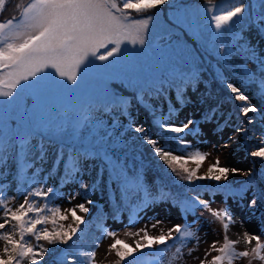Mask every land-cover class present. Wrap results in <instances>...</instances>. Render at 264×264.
I'll return each instance as SVG.
<instances>
[{
  "label": "snow or ice",
  "instance_id": "6c2138e0",
  "mask_svg": "<svg viewBox=\"0 0 264 264\" xmlns=\"http://www.w3.org/2000/svg\"><path fill=\"white\" fill-rule=\"evenodd\" d=\"M209 4L212 0H207ZM264 7V0H259ZM169 5L172 11L170 18L177 28H183L189 38L198 48L215 58L220 64H224L230 72L240 79L255 87L264 94V54H258L250 43L241 42V34L235 33L230 37V45L224 43V33L220 30L228 26L231 33L232 22L235 17L243 18L245 6L239 3L228 11L217 10L208 20L209 26L214 23L215 31L211 27L205 28L200 19V10L191 9L180 0H31L17 19L13 17L7 22H0V164H6L10 159L9 153L17 152V162L24 161L25 168H34L37 161L47 162L46 149L43 143L37 145L40 155L37 161H31L29 150L31 141L37 134L59 137L65 130L54 122L61 116H67L70 111L77 110L82 105L89 106L103 113L114 116L111 124H107L102 118L94 117L89 111L79 121L80 127L95 124L97 130H105L107 135L101 137L107 141L112 139L111 148L119 150L127 146L124 139L128 132L140 135L144 143L151 147L164 165L182 180L189 184L196 181H214L215 184L210 195L223 194L224 201L232 198L233 202H242L245 193L251 191L253 195L247 201V208L255 210L264 205V171L254 173L250 168L247 171L240 168L220 167L219 160L210 166L206 175H198L206 154L200 151L190 152L191 142L185 136L203 138L205 130H215L222 133L230 126L231 117H226L223 123L220 118L221 104L217 103L203 112L198 118H188L186 122L176 124L173 121L176 113L190 102L187 89L196 91L200 84L198 69L193 71L186 68L189 49L186 42L176 41L170 43L167 48L160 45V39H170L172 31L168 30L164 36L153 37L149 44H145V33L153 16L147 19L134 18L130 13L141 14L160 5ZM5 9V0H0V10ZM203 17L207 19V13L211 9H203ZM252 23L259 35L264 38V14L252 19ZM159 27V21L156 22ZM111 45V47H109ZM122 45L124 46L122 48ZM132 45V47H128ZM139 45L140 47H136ZM104 50V51H102ZM192 51H195L193 49ZM99 61L100 63H97ZM250 65L253 66L250 68ZM213 81L221 90L230 94V98L242 102L240 115L249 117V113H258L260 110L249 102L244 92L234 84L224 73L216 72ZM118 85V87H112ZM207 87L210 88V85ZM129 89L138 104L148 110L153 120V126L166 135L165 143L152 138L143 125L134 123L129 111L130 98L125 94ZM164 96L169 103L167 112L158 106H151L152 98ZM211 96V92L207 93ZM175 99L178 107L171 101ZM204 99H201V103ZM121 116L128 119L127 124L120 120ZM201 120L203 123L198 124ZM251 124V118L246 120ZM214 125V129L209 128ZM119 129V132L117 130ZM247 131L244 127H237L236 132ZM132 138H129L131 140ZM173 141L177 145L174 154L168 145ZM203 142V141H202ZM264 145V139L260 141ZM216 147V145H213ZM221 147H227L226 144ZM65 159L63 146L57 151L52 162V168L42 178L37 174L43 171L35 168L31 176L25 177L30 185L25 194L24 202L15 209L8 207L0 200L3 222H0V230L11 228L0 234L3 247L0 249V264H39L44 258L48 248L39 242L45 241L49 245H68L73 236L80 230V225L85 224L80 213L87 215L90 211L86 205L93 203L88 197L89 192H94L101 183L110 187L115 183L116 189L121 195L127 194L129 186L135 184L140 194L139 203L131 205L133 215L139 219V212L146 211L157 201L143 186V173L135 170L133 175L126 166L123 158H117L105 147L98 150L95 146L81 149L73 153L70 148ZM253 158L264 161V146L250 152ZM99 160L96 180L91 184L84 181V160ZM192 162L195 169L187 165ZM61 164L63 170L61 171ZM92 165H89L91 168ZM108 174V181L104 180V173ZM232 176L243 175L245 179L238 187H234L230 180ZM59 176V188L53 187L47 191L40 190L41 185L46 187V181L53 176ZM67 184L78 185V190L63 193L60 189ZM203 191L204 185L199 186ZM85 197L83 203H79L67 210V214H61L58 207H50L45 204L38 207L35 203H29L28 195L43 198L47 201L50 196L62 195L71 202L81 194ZM114 190V191H115ZM195 190L186 188L183 193L169 198L174 200L184 213L195 216L197 208L206 209L213 217L223 223L225 233L229 225L235 223V217L228 208L214 211L210 202L201 198V193H193ZM146 193V194H145ZM123 209L118 206L114 212L116 219ZM50 213V215L44 213ZM31 214V215H30ZM71 215L75 227L69 225L67 229L61 224L51 231L47 227L38 229L39 225H57L58 220H66ZM195 217L191 225L182 228L180 224L172 227L167 234L150 236L146 228L141 229L143 236L136 241V249H132L122 240L116 239L110 245V250L115 251L119 258L118 264L127 257L133 256L134 251L150 249L153 245H164L168 240L183 239L193 235L192 227L199 222ZM132 221L130 220L129 223ZM161 223L157 221L156 224ZM211 223V222H209ZM153 224V227H156ZM102 227V225H99ZM140 232L129 235L140 236ZM173 233L178 234L173 236ZM107 235L115 236L114 232ZM33 237L36 244L26 240ZM245 244L255 246L250 251L235 250L236 240L224 236L221 247H216L217 241H213L211 249L218 255L214 256L207 264H234L237 258L255 259L264 264V240L259 235L248 232L243 234ZM199 243V237H197ZM99 247V243L96 244ZM179 251V249H177ZM65 252L68 249H64ZM95 251L92 256L95 257ZM207 255V253H206ZM72 259H75L74 257ZM141 257L135 261L129 260L128 264H139ZM205 264V261H201Z\"/></svg>",
  "mask_w": 264,
  "mask_h": 264
},
{
  "label": "trees",
  "instance_id": "16d2710c",
  "mask_svg": "<svg viewBox=\"0 0 264 264\" xmlns=\"http://www.w3.org/2000/svg\"><path fill=\"white\" fill-rule=\"evenodd\" d=\"M17 1V0H16ZM30 1V0H29ZM17 2H12L8 0L4 10H1L0 13V22H7V20L12 19V12L8 10L12 6H16ZM181 3L187 5L191 9L200 10L203 14V9H211L207 13V20L210 17L219 11H228L233 7L238 6L239 3H243L245 6V13L243 14V20L245 23L241 30L242 43H250L255 47V50L258 54H264V38L259 35L256 31L255 26L252 23V19L256 16H259L264 13H258L259 0H212V3L209 4L207 0H180ZM10 5L8 8L7 6ZM261 6V5H260ZM23 8V7H22ZM155 10V11H154ZM172 9L169 5H160L157 8L149 9L146 13H141L136 18L147 19L148 16H153V20L149 24H152L155 20H158L162 24L163 33L161 36L167 34L168 30L172 31L170 39H160L159 43L162 47L167 48V46L172 43L175 39V36H180L182 42H186L189 55L186 68L189 70L199 71L200 84L196 86L197 90L193 91L191 88L187 89V95L190 102L185 105L178 113L173 121L176 124L186 122L188 118H198L203 112L211 107H214L217 103L221 104L220 111L223 113V116L220 118V123H223L224 118L231 117L230 126L226 127L222 133H217V131L212 130L211 134L218 135L220 137H232L236 132L237 127H244L247 131L242 132L244 134L245 146L249 151L255 150L258 147L264 146L260 143L252 142V137L258 135L261 139H264V94H262L253 84H249L244 79L238 78L236 74L230 72L224 64H220L215 60L214 57L208 55L203 51L202 48H198L196 44L189 38L187 33L183 28H177L173 23L172 19L169 16V13ZM21 15V8L17 15V19ZM176 29V30H175ZM195 49V51H192ZM223 72L234 84L241 88L245 95L248 96L249 102L256 106L260 111L258 113H249V117H242L240 115L241 103L230 98V94L226 91L221 90L219 85L213 81V76L216 72ZM210 85V88L207 87ZM112 87H118V85H112ZM211 92V96L208 97L207 93ZM130 98L129 111L131 112L134 123L137 125H143L147 133L151 135L152 138L158 139L161 144L165 143L166 135L157 130L153 126V120L149 115L148 110L145 107H142L136 102L133 97L131 89L125 93ZM201 99H204V102L201 103ZM173 105L179 106L175 99L171 101ZM151 106H158L165 113L167 112L168 107L170 106L164 96L159 98H152L150 100ZM91 111L92 115L97 118H102L107 124H111L114 116H110L108 113H103L95 109H90L89 106L83 105L76 111H70L67 116H62L63 121L56 122V125L62 126L65 130L60 134L59 137L52 135H43L37 134L35 138L31 141V147L29 150V158L31 161H37V157L40 155V149L37 145L43 143L44 149H46L47 162L37 161L34 168H25L24 161L20 160L17 162V152L15 150L9 153L10 159H8L6 164H0V200H3L6 204L14 201L17 197H24L27 191L29 190L30 185L25 181V177L33 175L35 168L43 167V171L37 174L38 178H42L47 172L52 168V162L56 157L57 151L63 146L65 159L68 156V150L71 148L73 153H78L81 149H88L93 146L97 148L100 147L107 148L112 152L118 159L123 158L126 166L130 172L134 175L136 169H140L143 173V186L151 193L153 198L157 201L156 203H170L173 206H177L174 203V200L169 198V194L173 196L177 193H183L184 189L190 188L195 191L191 194L201 193V198H213L210 193L213 192V188L209 187L212 185V181L203 180L196 181L195 184H189L186 180L180 179L176 173H173L163 162L155 156L153 150L150 146L146 145L144 141L140 138V135L135 132H128L124 137L125 140L129 141L127 146L119 150L111 148L112 139L107 141L102 140L101 137L107 135V132L103 129L97 130L95 124H88L84 127H80L79 121L83 118L84 115H87ZM191 114L189 115V112ZM198 114V115H197ZM251 118L253 123L248 124L246 120ZM120 120L123 124H127L129 121L125 116H121ZM198 124L203 123L201 120L197 121ZM209 128L214 129V125H209ZM119 132V129L117 130ZM209 132L205 130L204 135ZM203 135V136H204ZM129 138H132L129 140ZM185 139L191 142L197 141L200 137H193L191 135L185 136ZM168 145L170 150L174 154L183 155V152H177V145L173 141H169ZM191 152V150L189 149ZM194 153V152H193ZM259 160L264 166V161L260 158H255ZM101 162L97 160H84L83 166L85 169V175L83 179L85 182L91 184L96 180L98 166ZM192 163V162H191ZM191 163L187 165L191 167ZM194 164V163H192ZM89 165H92L89 168ZM63 170V164H61V171ZM264 171L258 170L257 173ZM153 175V178L151 177ZM104 180L108 181L107 172L104 173ZM59 176L50 177L46 181V187L41 185H36L32 187V190H35V187H40V190L47 191L50 188L56 187L59 188ZM200 185L205 186V190L200 189ZM116 185L112 183L110 187L106 186L105 183H101L99 187L94 192H89L88 197L94 196L97 200L95 203L98 208L95 212L89 211L88 216H83L85 224L80 225V230L77 232L73 239L69 241L68 245L55 244L49 245L45 241L39 242L44 247L48 248L49 251L44 254V258L40 260L39 264H95L92 252L95 251L98 247L96 244L99 243V246L103 239L105 238L107 232V221H114L113 219L115 210L121 207L123 210L120 212V215L117 217L131 216L133 214L131 205L139 203L140 194L136 190L135 184L129 186V191L125 195H121L119 190H115ZM78 190V185L76 184H67L60 189L63 193L74 192ZM115 190V191H114ZM81 194L79 196L85 197L83 190H80ZM251 196L253 193L250 191ZM146 194V193H145ZM221 195L224 198L223 194ZM30 196V197H29ZM65 198L62 195L50 196L47 201L43 198H36L31 195H28L29 203H35L38 207H43L47 204L50 207H58L61 199ZM229 201V198L226 202ZM155 203V204H156ZM178 207V206H177ZM60 209V208H59ZM61 212V210H60ZM50 215V213H44ZM61 214H66L61 212ZM31 215V214H30ZM78 215V214H77ZM82 216V215H80ZM116 218V219H117ZM3 222V218H0ZM66 220H58L57 225H52L51 223L47 225H39L38 229H43L45 227L48 230H52L54 227L63 225L65 229L69 225L75 227L73 220L65 222ZM99 225H102L100 227ZM11 228H6L0 230V234L3 231H10ZM26 240L36 244V241L33 237H26ZM0 249L3 247V242ZM133 249V247H131ZM64 249H68L67 252ZM153 248L144 249L143 252L140 250L134 251L133 256L127 257L124 261L119 262V264H128L129 260L135 261L136 257H141L139 264H148L158 256V253ZM96 255V254H95ZM75 259H72V258Z\"/></svg>",
  "mask_w": 264,
  "mask_h": 264
},
{
  "label": "rangeland",
  "instance_id": "374dc122",
  "mask_svg": "<svg viewBox=\"0 0 264 264\" xmlns=\"http://www.w3.org/2000/svg\"><path fill=\"white\" fill-rule=\"evenodd\" d=\"M13 1L17 2L18 0H12V2ZM29 3H31V0H19L17 7L12 6V11L11 8H8L10 5H8L7 8L10 12H12L11 15L15 17L19 8H21L22 13L23 8ZM257 3L259 4L257 12L264 13V7L260 6L259 2ZM7 4L8 0H5V7ZM130 15L136 18L140 14L130 13ZM200 19L205 28L211 27V30L215 31L214 23L209 26L208 20L203 17L201 12ZM157 21L158 20H155L152 24H149L148 31L145 33L146 45L150 43L153 34L159 37L163 33V28L161 27L162 24L159 22L160 26L157 27ZM244 23L245 22L241 20V17L238 16L235 17L232 22L231 33L227 31L228 26H224L220 30L224 33L223 39L226 45H230V37L232 35H235L237 32L241 34ZM176 41H181L180 36H175L172 43H175ZM109 47H111V45ZM123 47L124 46L122 45V48ZM128 47H132V45H128ZM136 47L138 48L140 46L137 45ZM97 63L100 62L97 61ZM251 67L253 66L250 65V68ZM191 112L192 111L189 112V115ZM63 120L64 118L61 116L56 119V122ZM211 132L212 131L207 132L203 136L202 140L201 138L197 141L194 140L190 147L191 152L200 151L201 153L206 154V159L202 162L197 173L198 175H206L208 168L215 164L217 160H219L220 167H227L229 169L240 168L247 171L251 168L254 173H257L258 170H263L264 166L262 163L250 156L251 151H249V149L245 146L244 134L235 133L232 137H220L218 135L211 134ZM251 140L252 142L260 143L261 137L254 135ZM224 144H226L227 147H221V145ZM213 145H216V147H213ZM191 165V167L196 168L195 164L191 163ZM229 175L234 187H238L245 179H247L243 175L232 176L231 173ZM151 177L153 178V175H151ZM214 184L215 182L212 181V185ZM250 197L251 193L249 191L248 193H245L244 200L242 202H233L232 198L229 197V201L225 203L223 202V197L221 195H215L214 199L205 198V200L210 202V207L214 211H221L228 208L235 217L236 221L242 219L240 217H244V219L248 220L251 225V230H248L247 232L253 235H259L261 239L264 240V205L254 211L249 210L247 208V201ZM91 199L93 203L86 206L89 207L90 211L95 212L98 208L95 203L97 199L94 196H92ZM84 201L85 198L83 196H77L71 202H68L66 198H63L57 202V204L59 205L61 212L67 214L68 209H71ZM77 214L82 215V217L88 216V214L85 215L80 213L78 209ZM130 215L131 216H124L117 218L114 221L109 220L106 222V232H114L115 236L106 234L105 238L96 250L94 258L95 264H118L119 258L116 257L115 251L110 250V245L114 243L116 239L122 240L125 244L133 247V249H136V241L143 236V232H140L141 229L146 228L148 234L153 237L159 236L162 233L166 235L167 232L176 224H180L182 228H186L187 225H191L195 217H199L200 219L199 222L193 225L191 229L193 235L190 237L186 236L182 240H168L164 245H153L152 248L158 253V256H156L149 264H201V261H205V264H207L208 261H211L214 256L219 254L211 249L213 241L218 242L216 247H221L225 234H227L229 239L238 241L235 246V250L237 252L250 251L251 248L255 246L254 241L251 245H248L242 240L233 238L229 233V229L227 230V233H225L223 223H227L228 221L224 220L222 222L221 220L216 219L209 211L203 208H197L195 210V216H193L191 214L184 213L179 206L177 207L171 205L170 203L159 202L148 208L146 211L139 212V219H136V216L133 214ZM0 218H2V211H0ZM71 220L72 217L69 214L65 222H69ZM130 220L132 221L131 223H129ZM0 221L2 222V220ZM157 221H161V223L156 224ZM153 224H156V227H153ZM136 232H140V236L129 235V233ZM177 235L178 234L173 233L174 237ZM197 237H199V243H197ZM177 249H179V251ZM234 264H250V258H237L234 260ZM251 264H261V262L252 259Z\"/></svg>",
  "mask_w": 264,
  "mask_h": 264
},
{
  "label": "bare ground",
  "instance_id": "6f19581e",
  "mask_svg": "<svg viewBox=\"0 0 264 264\" xmlns=\"http://www.w3.org/2000/svg\"><path fill=\"white\" fill-rule=\"evenodd\" d=\"M240 218L242 219H239L238 221L235 220V223L229 225V233L233 238L243 241V234L248 230H251V225L248 220L244 219V217Z\"/></svg>",
  "mask_w": 264,
  "mask_h": 264
}]
</instances>
